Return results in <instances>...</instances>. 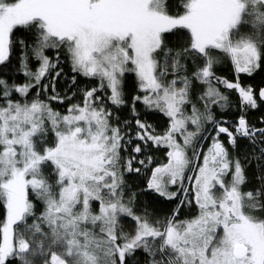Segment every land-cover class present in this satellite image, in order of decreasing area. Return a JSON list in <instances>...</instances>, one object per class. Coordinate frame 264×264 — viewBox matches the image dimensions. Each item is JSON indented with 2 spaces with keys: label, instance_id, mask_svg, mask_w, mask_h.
Returning a JSON list of instances; mask_svg holds the SVG:
<instances>
[{
  "label": "snow or ice",
  "instance_id": "obj_1",
  "mask_svg": "<svg viewBox=\"0 0 264 264\" xmlns=\"http://www.w3.org/2000/svg\"><path fill=\"white\" fill-rule=\"evenodd\" d=\"M0 264H264V0H0Z\"/></svg>",
  "mask_w": 264,
  "mask_h": 264
},
{
  "label": "trees",
  "instance_id": "obj_2",
  "mask_svg": "<svg viewBox=\"0 0 264 264\" xmlns=\"http://www.w3.org/2000/svg\"><path fill=\"white\" fill-rule=\"evenodd\" d=\"M21 79H23L22 75H21ZM54 106L59 107L60 105H54ZM158 155H162V153H159Z\"/></svg>",
  "mask_w": 264,
  "mask_h": 264
},
{
  "label": "rangeland",
  "instance_id": "obj_3",
  "mask_svg": "<svg viewBox=\"0 0 264 264\" xmlns=\"http://www.w3.org/2000/svg\"><path fill=\"white\" fill-rule=\"evenodd\" d=\"M59 90H61V91H62V88H61V89H59Z\"/></svg>",
  "mask_w": 264,
  "mask_h": 264
}]
</instances>
